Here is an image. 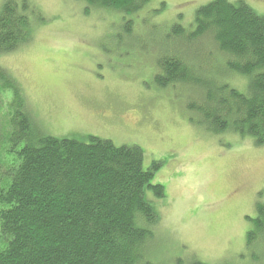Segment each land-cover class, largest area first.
I'll list each match as a JSON object with an SVG mask.
<instances>
[{"label":"rangeland","instance_id":"obj_1","mask_svg":"<svg viewBox=\"0 0 264 264\" xmlns=\"http://www.w3.org/2000/svg\"><path fill=\"white\" fill-rule=\"evenodd\" d=\"M28 1L37 9L29 15L31 41L0 56V66L22 87L43 134L137 146L143 169L156 166L150 184L165 196L144 192L158 217L149 261L252 264L245 235L256 203L264 205V145L208 133L187 110L193 94L153 82L157 61L177 46L165 41L166 32L175 24L192 30L195 12L212 0H150L130 18L109 9L85 15L82 0ZM227 1L264 16V0ZM225 81L246 92V78Z\"/></svg>","mask_w":264,"mask_h":264},{"label":"trees","instance_id":"obj_2","mask_svg":"<svg viewBox=\"0 0 264 264\" xmlns=\"http://www.w3.org/2000/svg\"><path fill=\"white\" fill-rule=\"evenodd\" d=\"M82 1L85 15L109 9L130 18L150 0ZM34 10L28 0L2 3L1 57L29 44ZM195 13L192 30L175 24L164 35L177 46L157 61L153 82L193 94L187 110L208 133L264 145V16L227 0ZM131 24L124 22L128 33ZM232 74L247 79L246 92L225 81ZM29 108L22 87L0 66V264H152L158 217L144 192L165 196L150 184L156 166L143 169L137 146L45 135ZM255 210L245 244L252 264H264V205Z\"/></svg>","mask_w":264,"mask_h":264}]
</instances>
